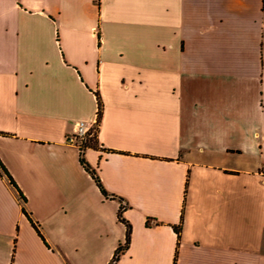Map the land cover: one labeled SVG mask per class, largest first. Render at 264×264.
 Listing matches in <instances>:
<instances>
[{"label": "crops", "instance_id": "1", "mask_svg": "<svg viewBox=\"0 0 264 264\" xmlns=\"http://www.w3.org/2000/svg\"><path fill=\"white\" fill-rule=\"evenodd\" d=\"M0 163V264H264V0H0Z\"/></svg>", "mask_w": 264, "mask_h": 264}, {"label": "trees", "instance_id": "2", "mask_svg": "<svg viewBox=\"0 0 264 264\" xmlns=\"http://www.w3.org/2000/svg\"><path fill=\"white\" fill-rule=\"evenodd\" d=\"M96 101H97V122L99 121L100 119V115H101V109H102V104H101V101L99 99V96L96 94ZM90 136H92L93 139H86L85 142L79 147V163L80 165L82 166L83 170L91 177V179L94 181V183L96 184V186L98 187L99 191L101 192V194L105 197V198H114L113 195H109L104 189L103 187L101 186V183L99 181V178L97 177L96 175V172L95 170H93L87 163L86 161L84 160L83 158V149H85L86 147H91V148H97L96 146V142L94 140V133H92ZM89 136V137H90ZM3 176L5 177L8 181H9V184L13 186V188L17 191L18 193V197L19 199L24 202L25 199L24 197L21 195V193L19 192V190L17 189L16 185L14 184V182L12 181V179L9 177L7 171L4 169V167L2 166V164L0 163V177ZM119 201V208H118V211H117V220L118 222H120L121 224H123L125 226V239H124V242L122 245H120L111 261L109 262V264H114V262L117 261L119 255L125 251L129 245V241H130V233H131V228H130V225L123 219L122 217V210L124 208V206L122 205V201L121 199H118ZM23 213L26 215V212L24 211V209H22ZM149 224V221L147 220L146 221V225ZM34 229L36 230L37 234L42 238V236L40 235L39 233V230L37 229V227L32 223ZM176 235H177V238L179 239V233H180V226H177V227H174L173 228ZM43 239V238H42ZM178 244V243H177ZM176 263V256L174 257V261H173V264Z\"/></svg>", "mask_w": 264, "mask_h": 264}, {"label": "built area", "instance_id": "3", "mask_svg": "<svg viewBox=\"0 0 264 264\" xmlns=\"http://www.w3.org/2000/svg\"><path fill=\"white\" fill-rule=\"evenodd\" d=\"M76 127L75 134L67 137L66 142L80 147L94 131L92 132L91 127L84 122H78Z\"/></svg>", "mask_w": 264, "mask_h": 264}, {"label": "rangeland", "instance_id": "4", "mask_svg": "<svg viewBox=\"0 0 264 264\" xmlns=\"http://www.w3.org/2000/svg\"><path fill=\"white\" fill-rule=\"evenodd\" d=\"M87 138H88V139H90V140H91V139H93V138H92V136H90V137H87Z\"/></svg>", "mask_w": 264, "mask_h": 264}]
</instances>
